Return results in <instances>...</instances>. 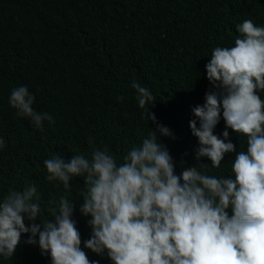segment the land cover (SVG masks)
I'll list each match as a JSON object with an SVG mask.
<instances>
[{
    "label": "trees",
    "instance_id": "obj_1",
    "mask_svg": "<svg viewBox=\"0 0 264 264\" xmlns=\"http://www.w3.org/2000/svg\"><path fill=\"white\" fill-rule=\"evenodd\" d=\"M244 20L264 27V0H0V138L5 141L0 202L10 191L35 185L43 221L52 219L48 201L63 195L75 205L72 218L90 261L112 264L106 254L84 248L91 235L90 217L79 210L84 177L71 178L65 189L46 179L44 161L60 156L67 162L74 155L91 159L94 149H107L120 164L150 132L159 138L155 125L142 117L145 109L138 106L133 81L155 97L146 109L174 134L160 141L177 175L195 165L208 175H232L247 138L228 129L236 151L225 154L219 169L211 168L208 158L200 163L195 158L199 144L189 121L211 89L205 65L212 51L233 47L236 25ZM21 85L35 97L34 109L53 117L52 124L44 121L37 128L30 118L16 115L9 97ZM260 95L264 99V92ZM224 130L221 118L214 134L223 139ZM29 235L22 234L15 254L0 257V264H51L38 237L35 245L25 243Z\"/></svg>",
    "mask_w": 264,
    "mask_h": 264
},
{
    "label": "clouds",
    "instance_id": "obj_2",
    "mask_svg": "<svg viewBox=\"0 0 264 264\" xmlns=\"http://www.w3.org/2000/svg\"><path fill=\"white\" fill-rule=\"evenodd\" d=\"M236 31L233 47L212 51L205 65L211 89L203 106L192 109L195 119L189 121L199 144L195 158L198 163L208 158L211 168L219 169L225 154L236 151L228 129L247 138L246 151L235 156L232 175H208L196 165L177 175L160 141L174 139V134L146 109L155 97L136 81L132 86L139 108L145 109L142 117L155 125L159 138L150 132L120 164L107 149H94L91 159L74 155L67 162L60 156L44 161L46 179L61 182L65 189L71 178L84 177L79 210L90 217L91 228L84 248L106 254L112 264H264V27L244 20ZM9 103L17 116L30 118L37 128L54 122L34 109L35 97L27 86L14 88ZM221 118L223 139L214 134ZM4 143L0 138V148ZM40 201L37 187L28 185L0 202V257L11 258L22 234H30L25 243L35 245L38 237L41 254L50 255L51 264H99L81 247L72 218L74 203L63 195L49 200L46 210L52 219L41 221Z\"/></svg>",
    "mask_w": 264,
    "mask_h": 264
}]
</instances>
